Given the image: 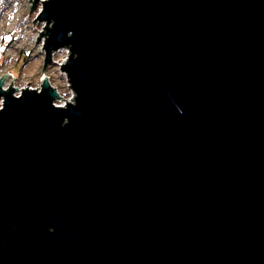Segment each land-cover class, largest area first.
Segmentation results:
<instances>
[{"label":"water","instance_id":"95a60500","mask_svg":"<svg viewBox=\"0 0 264 264\" xmlns=\"http://www.w3.org/2000/svg\"><path fill=\"white\" fill-rule=\"evenodd\" d=\"M41 2L72 98L0 77V264H264V0Z\"/></svg>","mask_w":264,"mask_h":264},{"label":"rangeland","instance_id":"374dc122","mask_svg":"<svg viewBox=\"0 0 264 264\" xmlns=\"http://www.w3.org/2000/svg\"><path fill=\"white\" fill-rule=\"evenodd\" d=\"M29 0H0V77L7 72L3 79V89H8L11 80L12 88L20 89L28 86L34 89L40 88L45 76L50 85L54 87L59 96L69 101L72 92L68 88L65 74L61 72L59 65L67 59V49H60L53 52L51 61L45 65L42 71L45 58L44 38L35 44L39 32L43 31L44 21L32 22L43 9L42 2L38 0L35 7L30 10L32 2ZM12 76L15 78L12 79ZM22 91L16 90L15 95ZM59 98L57 105H63L66 101ZM0 100V107L2 105Z\"/></svg>","mask_w":264,"mask_h":264},{"label":"built area","instance_id":"2783aa9c","mask_svg":"<svg viewBox=\"0 0 264 264\" xmlns=\"http://www.w3.org/2000/svg\"><path fill=\"white\" fill-rule=\"evenodd\" d=\"M70 101V100H69ZM66 103V102H65ZM65 103L63 104V105H58V106H64L65 105ZM57 105V104H56Z\"/></svg>","mask_w":264,"mask_h":264}]
</instances>
